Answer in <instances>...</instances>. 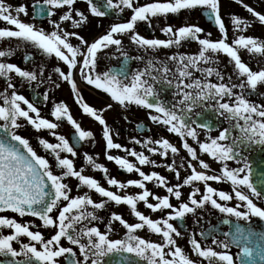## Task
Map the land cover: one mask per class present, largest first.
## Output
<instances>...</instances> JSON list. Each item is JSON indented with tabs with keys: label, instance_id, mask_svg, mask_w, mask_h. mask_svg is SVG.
<instances>
[{
	"label": "snow or ice",
	"instance_id": "snow-or-ice-1",
	"mask_svg": "<svg viewBox=\"0 0 264 264\" xmlns=\"http://www.w3.org/2000/svg\"><path fill=\"white\" fill-rule=\"evenodd\" d=\"M235 2L242 6L251 18L264 25V12L257 11L245 0ZM75 3L76 0H34L33 20L45 14L50 18L56 15L55 10L66 9L58 20L49 19L52 30L45 31L43 27L19 18L21 14L28 15V5L21 4L13 8L12 5L6 4L5 0H0V20L14 27V30L0 28V39L15 38L26 42L66 65L67 72L60 67H56L54 71L59 80L70 85L82 112L103 126L106 158L128 173H137L140 179L122 182L108 176L105 165L97 163L88 153H84L85 161L105 174L108 185L119 189L134 186L141 191L137 194L121 195L103 187L94 177L85 175L83 168L77 170L74 160L62 153L75 157V145L93 138L94 133L82 128L65 102L54 104L50 113L54 120H50L41 115L34 102L16 91L11 74L14 73L27 82L42 83L44 80L40 78L44 74L43 67L38 75L36 71L26 70L16 63L0 62V77L6 79V88L0 92V99L3 101L0 103V213L11 211L20 217H36L43 227L54 229L53 234L46 238L41 231H32L30 224L0 215V229L12 230L7 235L0 233V256L6 258L0 261V264H60L61 257L64 258L65 264H237L230 251L233 245L240 248L237 253L238 264H264V231L255 232L250 227L252 217L264 220V207L254 201V198L264 200V189H258L254 184L252 166L242 151V146L246 144L264 146V104L255 103L248 98L249 95L256 94L259 85H264V67L253 70L240 54L243 49L250 54L264 56V39L244 34L252 26L251 21L238 14H230V23L238 35L229 41L228 28L221 14V0H151L144 4H140L139 0H86L89 14L96 17L112 13L119 15L126 9L131 11V16L126 21L110 25L104 34L89 42L78 31L61 27V22L70 21L74 28H80L88 22V15L80 9H75ZM196 9L203 10L204 14L214 21L221 34L220 38L213 40L210 32L202 37L204 29L188 23L178 28L170 24L163 26L161 32L167 39L146 38L136 31L138 22H147L151 26L154 17H167L168 14H178L182 10ZM125 34L129 36L131 43L145 51L180 46L188 40L196 41L199 49L194 54H173L166 57L165 61L150 58L145 68L134 72L130 79L123 65L116 69L98 71V54L104 49L116 46L122 55H127L122 51L123 41L117 38ZM72 38L79 43L73 44ZM12 54L11 48L0 50V58ZM219 54L226 55L232 65L233 73L227 77L219 67ZM25 60L30 62L31 57L26 56ZM77 70L87 85L108 94L112 101L122 107L135 105L153 110L155 114L149 112L150 120L165 126L167 132L181 138L182 148L191 157V160L187 161L190 174L183 178L182 183L179 182L181 174L175 161L163 165L175 173L178 181L169 186L167 178L160 173H146L127 157L111 154L113 149L123 150L134 157L139 165L158 166L155 160L143 152L130 150L114 142L111 129L103 116L105 111L112 108V104L99 110L89 105L78 87L75 78ZM47 80L50 81L51 77H47ZM157 84L174 88V95L178 99L171 105L166 103L160 98ZM55 86L59 87V84ZM260 95L264 96V93ZM43 99H48L47 93L43 94ZM197 109L199 111H196ZM206 111H213L224 118L232 128L239 129L240 135H231L232 128L224 127L218 135L212 136V126L209 122L193 118L202 117ZM64 120L74 129V143L56 131L60 127L58 122ZM21 121L31 125L37 132L47 130L58 141L52 143L46 138L38 137L39 145L52 155L59 173L54 171L53 164L46 156L37 153L28 138L18 133L17 130L24 126ZM197 128L207 130L208 134L204 140L200 139ZM189 137L196 142L200 152L221 164L219 174H208L213 171L210 164L200 158L197 148L188 142ZM227 141L230 143H226ZM133 142L145 147L154 145L148 150L165 158L169 152L173 155L180 152V148L164 137H149L144 141L133 138ZM192 161H196L203 170H197ZM228 161H234L238 166L229 167ZM183 166L182 163L180 167ZM68 177L77 179V190L86 187L105 199L97 202L88 192L72 195V188L65 182ZM153 181L157 187L166 189L167 194L158 195L149 190L147 182ZM210 181L229 182L232 191L214 188L209 184ZM195 182L203 183L204 192L201 194L200 187L194 186L187 199L182 200L181 189L194 185ZM260 182L264 185V175L260 176ZM244 188L249 191H243ZM150 197L155 203L150 201ZM172 197L179 203L174 205L171 202ZM234 198L239 203L230 206L227 202ZM110 202L129 206L130 213L137 222L130 223L121 214L112 212L106 230L101 231L93 222H103L97 210H104ZM139 202H143L144 206L154 213L167 211L160 218L153 219L138 210ZM209 204L220 213L235 218L236 222L222 220L223 224L231 225L228 232L218 233L215 225L210 230H201L199 235L210 243H202L196 238V234L192 233L189 243L197 257L194 260L177 243V238L181 237L182 232L172 221L183 223L188 214L195 215L198 209H204ZM54 212L56 215H53ZM240 220L245 222L244 225L239 223ZM114 222L126 229L123 238H112ZM196 222L199 223V218ZM145 228L159 235L161 241L156 242L137 235L138 230ZM21 236L27 237L29 242H21L17 250L13 242L19 241ZM220 236L224 239H220ZM257 238L258 243L253 244ZM63 240L77 246L79 256L73 247L64 246ZM21 256L22 260L16 259Z\"/></svg>",
	"mask_w": 264,
	"mask_h": 264
},
{
	"label": "flooded vegetation",
	"instance_id": "flooded-vegetation-1",
	"mask_svg": "<svg viewBox=\"0 0 264 264\" xmlns=\"http://www.w3.org/2000/svg\"><path fill=\"white\" fill-rule=\"evenodd\" d=\"M33 2L34 0H5L6 4H10L13 6V8L21 5L26 4L28 5V15L25 16L23 14L20 15V19L25 22H31L36 24L38 27H43L45 31H51L52 30V24L49 23V19L51 20H58L59 16L66 10V9H57L56 15L52 17H47L46 14L43 17H38L36 19H32V16L34 14L33 12ZM147 2H151V0H139L140 4H144ZM246 3L250 4L254 8H256L257 11L264 12V0H245ZM75 9H80L85 12V14L88 15V22L84 24L80 28H74L71 25V22H61V27L65 28L69 31H78L80 35H83L86 40L91 42L93 39L97 38L98 36L104 34L110 27V25L114 23L124 22L131 16L130 10H125L119 15L112 13L109 15H106L104 17H96L88 12V5L86 3V0H76V3L74 5ZM221 14L224 19L225 25L228 28V38L229 41H231L235 35H238V33H235L232 25L230 23V14H238L241 17L248 18L251 21V27L244 33L245 35H252L254 37H258L260 39H264V25H261L258 21H255L253 18H251L250 14L239 4L235 2V0H221ZM13 15H15V12H13ZM185 23L188 24H196L199 27L204 29V33H201V36L203 37L206 33H211V38L213 40H216L220 38L221 34L218 30V28L215 26L214 21L209 19L201 9H196L193 11H184L182 10L178 14H168L167 17H154L151 20V26L147 22H138L136 26V31L139 32L141 35L145 36L146 38H159V39H167V37L161 32V28L167 24L172 25L174 28H178ZM7 27V28H13L11 25H8L6 22L0 20V28ZM117 38H120L123 41L122 45V51L126 53L127 55H122L121 51L117 49L116 46H111L107 49H104L101 51L98 56V71H106L109 69H116L119 68L121 65H123L127 69L128 77L131 78V75L136 72L137 70H143L146 66L147 60L150 58L165 61L166 57L171 56L173 54L177 53H184V54H194L198 51L199 45L196 41L188 40L182 42L180 46H173L171 48H159L156 50L151 51H145L143 49L138 48L135 44L131 43L129 40V36L127 34L123 36H118ZM71 42L73 44H78L79 41H77L75 38H72ZM11 48L13 51V54L8 57H2L0 58V62H10V63H16L21 68H24L26 70H32L36 71L39 75V70L41 67L44 68V74L43 77L40 79L44 80L42 83H38L37 81L33 82H27L23 80L22 78L16 76L14 73L12 75V83L16 85V91L19 94L24 95L26 98H28L30 101L34 102L36 106L40 109L41 113L44 115V117L48 119H53V117L50 115L51 110L53 109V106L55 103L58 102H65L69 109L71 108L79 112L81 116V120L83 123L85 121H93L92 126L93 129H90L94 133L93 138H88L84 140V148L87 146H91V149H95L97 146L102 147V150L105 151V141L103 139L102 134V125L99 124V122L95 121L90 116L84 114L82 112V109L80 106L76 103L74 94L72 93L70 89V85L63 81L58 79V74L54 71L56 67L62 68L65 72H67L66 65L63 64V62L58 61L54 56H48L44 54L41 50L35 48L34 46H31L27 44L26 42L19 41L15 38L12 39H0V50H7ZM241 57L242 59L249 64V66L253 70H258L260 67H264V56H261L259 54H250L247 50L241 49ZM30 56L31 61H26L25 57ZM142 57V59H141ZM218 59L220 61L219 67L222 69L223 73L227 77V75L233 73L232 65L229 63V58L224 54H219ZM199 75V73H197ZM51 77V80H47V77ZM75 78L78 83V87L80 89L81 94L84 97V100L91 106H94L95 108L102 109L103 105L105 104H112L114 105L117 110L112 112H104L103 116L106 119L107 124L109 125L113 140L116 143H120L124 147L128 149H134L137 152H143L145 155H148L150 159L155 160L156 164L158 166H153L151 164L149 165H139L138 161L129 154L126 155L125 151L119 150V149H113L111 150L112 155H118V156H124L127 157L131 162L136 163L138 167H141L143 171L146 173L156 171L160 173L161 175L165 176L167 180L169 181V186H172L176 184L178 181L176 180L175 173L170 172L166 167L163 165L171 164L173 161H175V164L177 166V169L180 171L181 177H180V183H182L183 178L190 174V169L187 166V161L191 160V157L188 155L186 150L182 148V141L181 138L174 134L169 133L166 131V127L157 123H154L149 118V112L153 110L145 109L143 107L131 105L127 108L122 107L118 103L111 100L108 94L104 93L103 91L97 90L92 86L87 85L82 78L79 75L78 70L75 73ZM215 79L214 77L212 78ZM235 76L233 75V82H235ZM53 81L55 83H53ZM55 84H59V87H56ZM157 89L160 91V98L164 100L166 103L171 105L173 102H175L178 97L174 95L175 89L168 86H162L157 84ZM6 88V79L4 77H0V92H3ZM11 91V90H9ZM47 93L48 99L45 101L43 99V94ZM264 93V85H259L256 94L249 95L248 98L255 102V103H261L264 104V96H261L260 94ZM42 101L40 105L37 104V101ZM0 103H3L2 99H0ZM71 105V107H70ZM26 107V106H25ZM113 108V107H112ZM196 111H199L197 109ZM194 119H211L214 118L217 121V124L219 126L213 127L211 135L216 136L218 135L219 131L222 130L224 127H230L232 128V125L229 124L227 121L224 120V118L219 117L218 114H216L213 111H206L204 115L200 118L193 117ZM140 125L138 128L137 125ZM70 123H68L65 120V123L60 127L69 126ZM24 130V128H21ZM19 129L18 131H21ZM63 129V128H62ZM89 130V129H88ZM33 132V136H36L34 133V129L30 130ZM74 129H70V133L73 132ZM197 131L199 133L200 139L204 140L207 133L206 129L197 128ZM19 134L21 132H18ZM231 135L239 136L240 132L237 128H232ZM151 137L152 139H158L161 137L167 138L171 143H173L175 146L180 148V152L173 155L171 152H169L168 157H162L158 153L153 154L151 153L148 148L153 147L154 145H149L145 147L143 144H135L133 142V138L140 139L141 141H144ZM56 141V142H55ZM52 143H57L58 141L52 137L50 140ZM188 142L193 146L197 148L198 155L201 159H204L206 162H208L211 166V169L213 171H209L208 174H219V169L221 168V164L212 160L210 157H208L206 154L199 151L198 145L195 141H193L190 137L188 138ZM226 143H230V141H227ZM159 147V146H155ZM81 151V150H80ZM242 151L244 157L251 163H264V146L262 145H244L242 146ZM50 155V154H49ZM52 157V155H50ZM53 159V157H52ZM54 160V159H53ZM183 163V167H180V165ZM194 165H196L197 170H203L200 168L199 164L196 161H192ZM229 167H237L238 165L234 161H228L227 162ZM113 167V175L111 177H114L122 182H126L130 179H140L139 175L135 172L128 173L125 170H122L119 168V166L116 163H112ZM209 184H211L212 187L217 188L219 190H225V191H232V186L229 182H221L217 183L214 181H210ZM194 186H198L201 189V194L204 192V185L201 182H195L194 185L190 186H184L181 191L183 193L181 199L186 200L189 193L191 192L192 188ZM147 187L152 192L158 194V195H165L166 189L162 187H157L155 181L153 182H147ZM110 190L117 192L121 195L123 194H137L141 190L137 187L130 186L125 189H119L115 186H110ZM245 192H248L249 190L244 188L242 189ZM79 191L85 193L88 192L92 199L99 202L102 198L98 193H96L94 190H89L86 187H81ZM199 198V194L197 196ZM150 201L155 203L154 200L150 197ZM254 201L261 206L256 199ZM171 202L175 205L179 202L172 197ZM230 206H234L237 203H239L235 198L227 202ZM137 208L139 211L143 212L145 215L151 216L153 219H158L162 215L166 213L167 210H165V213L162 212H152L151 210L147 209L143 202H139L137 205ZM109 210L105 213V210ZM91 210V208H89ZM116 212L121 214L126 220H128L130 223L137 222L136 218L131 215L129 206L125 204L116 205L114 202H110L107 204L106 208L104 210H97V214L103 218V222H96L93 223L100 227L101 231L106 230V224L108 222L110 213ZM55 213V212H54ZM0 215L7 216L9 218H15L18 222L21 223H28L31 226L32 231H41L43 235L48 238L51 234H53L54 229L45 228L42 225V222L32 216H24L20 217L18 214L13 213L11 211H6L4 213H0ZM199 218V223H197V219ZM229 219L233 222L235 221V218L228 217L223 213H220L217 209H214L211 207V205H206L204 209H198L197 213L195 215L188 214L185 218V221L182 223L180 221H172L174 225L177 226L178 229L181 230L182 235L181 237L177 238V243L185 249L187 253L190 254L191 258L196 260V255L192 252L191 245L189 243V240L191 238V234L195 233L196 238L201 240L202 243H210V241H205L199 233L201 230H210L213 225L216 226L217 232H228L230 225L229 224H223L222 220ZM259 218L252 217L251 223L254 222ZM240 223H245L243 220L239 221ZM12 232L9 228H3L0 229V233L7 235ZM126 229L123 228L122 225H120L118 222L113 223V231H112V238H123L125 235ZM137 235H140L141 237L150 239L152 241L160 242L161 237L157 234H153L147 230V228L138 230ZM220 239H224L223 236L219 237ZM28 243L29 240L25 236H21L19 241H14L13 246L19 250L20 243ZM62 243L64 246H70L73 247L77 253L78 248L77 246L70 245L67 240H63ZM39 247V245H37ZM231 253L233 254L234 258L237 260V264L239 262V257L237 256V253H239V249L232 246L230 248ZM79 256V253H78ZM135 258V257H134ZM6 259L3 256H0V261ZM16 259L22 260L23 257H17ZM136 259V258H135ZM60 264H65L64 258H59ZM144 263V262H143Z\"/></svg>",
	"mask_w": 264,
	"mask_h": 264
},
{
	"label": "rangeland",
	"instance_id": "rangeland-1",
	"mask_svg": "<svg viewBox=\"0 0 264 264\" xmlns=\"http://www.w3.org/2000/svg\"><path fill=\"white\" fill-rule=\"evenodd\" d=\"M106 105H108V104L103 105V108ZM70 107H71V105H70ZM112 107L113 108L107 110L106 112H112V111H115V109L117 110V108L114 105H112ZM70 112H71L72 116L74 117V119H76L81 124L82 128H84L85 130H88V129L90 130V129L94 128L92 126L93 121L89 120V121H85V123H83L81 120V116H80L79 112L74 111L72 108H71ZM41 115L44 117V115L42 113H41ZM51 120H54V118ZM21 123L24 124L23 127H25V129L24 130L21 129V131H18V130L17 131L21 132L20 134L22 136L28 138L30 140L33 148L37 151V153L40 155L46 156L49 159L50 163L53 164L54 171L59 173V169L55 168V162L52 159V157L38 143V137H43V138H46L50 141L52 139V136L49 134V132L47 130H41L39 132H37L35 130L34 133L36 136H33V132H29V127H31V125H28L23 121H21ZM70 129H73L71 125L65 126V127H59L56 131L59 134L65 135L70 141V137H69ZM76 152H77V155L75 157H71L70 154H67V153H62V155H68L70 159L74 160V163H75L77 170L83 168L85 175L94 177L95 179H97L100 182V184L103 187L110 190V185H108L106 182L107 178H106L105 174L100 170L94 169L91 165L87 164V162L84 159V153H88V154L92 155L96 159L97 163L105 165V167L108 169V176H110V175L112 176L113 175L112 163H115V162L109 161L106 158V151L102 150V147H100V146H97L95 149H91V146L89 145L85 149H82L81 151L76 150ZM125 154L128 155L127 152ZM122 157H125V155ZM65 182L68 183L70 185V187L72 188V193H71L72 195L84 194L83 192L77 190L78 181L76 178L68 177L65 179ZM257 202L261 205V207H264V200H257ZM107 211H109V210L108 209L105 210V213ZM53 215H56V213H53Z\"/></svg>",
	"mask_w": 264,
	"mask_h": 264
},
{
	"label": "water",
	"instance_id": "water-1",
	"mask_svg": "<svg viewBox=\"0 0 264 264\" xmlns=\"http://www.w3.org/2000/svg\"><path fill=\"white\" fill-rule=\"evenodd\" d=\"M213 123H215V120H213ZM213 126H215V125H213ZM71 138H72V142L74 143L73 133L71 135ZM81 146H82V142H80L79 144L75 145V147H77V148H80ZM252 171H253L252 178H253L254 184L257 186L258 189H264V185H262L261 182H260V176L264 175V163H253L252 164ZM241 225H244V224H241ZM255 225L258 227V229H256L253 225H250V227L255 232L264 231V221H262V220L257 221V222H255ZM256 243H258V238L253 241V244H256Z\"/></svg>",
	"mask_w": 264,
	"mask_h": 264
}]
</instances>
